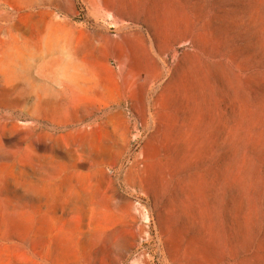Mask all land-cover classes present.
Returning <instances> with one entry per match:
<instances>
[{
  "label": "rangeland",
  "instance_id": "obj_1",
  "mask_svg": "<svg viewBox=\"0 0 264 264\" xmlns=\"http://www.w3.org/2000/svg\"><path fill=\"white\" fill-rule=\"evenodd\" d=\"M167 7L154 81L83 108L57 76V23L105 20L0 0V264H264V0Z\"/></svg>",
  "mask_w": 264,
  "mask_h": 264
},
{
  "label": "crops",
  "instance_id": "obj_2",
  "mask_svg": "<svg viewBox=\"0 0 264 264\" xmlns=\"http://www.w3.org/2000/svg\"><path fill=\"white\" fill-rule=\"evenodd\" d=\"M80 1L84 7H88L90 13L105 21L90 25L57 23L63 28L57 38H60L63 45L70 47L69 52L67 49L64 51L58 79L65 83L63 85L67 86V90L73 91L81 101L86 102L88 108L92 99L105 101V107L121 106V101L133 98L132 94L127 92L124 93L126 95H121L115 89L116 95L112 97L107 94V86L127 84L130 87L140 82L136 79L137 76L145 77V83L154 81V70L157 69L158 62L148 45L176 42L174 34L156 30L170 27L169 13L174 7H167L170 0ZM112 27L116 29L112 30ZM128 44L146 48L148 69L137 65L135 51L131 53ZM100 85L104 86L103 89L99 88ZM93 92L99 94L93 95ZM112 98L115 101L106 102ZM88 111L89 109L85 113L88 114Z\"/></svg>",
  "mask_w": 264,
  "mask_h": 264
},
{
  "label": "bare ground",
  "instance_id": "obj_3",
  "mask_svg": "<svg viewBox=\"0 0 264 264\" xmlns=\"http://www.w3.org/2000/svg\"><path fill=\"white\" fill-rule=\"evenodd\" d=\"M58 45H55V44H53V43H50V44H48V46H47V48H48V50L51 52V53H59L60 52V49L61 50H63V47H62V45H60L59 43H57ZM57 46H59V48L60 49H58V48H56ZM34 47H36V45L34 46ZM40 47V46H39ZM40 63L38 64H35L34 66H37V68L38 67H41V68H43L44 67V65L45 66H53V64H52V62H51V60H47V61H43L42 59L39 61ZM45 62V63H44ZM39 74V73H38ZM43 76H42V74L40 73L39 74V76H38V78H42ZM51 84H53V82L51 81ZM52 86H55L54 84L52 85ZM56 87V90H54V91H57V89H59V87H60V85L59 86H55ZM71 105H73V106H81V107H87V106H85V104H83V101H81V98H79V96L78 95H76L73 91L71 92ZM40 97V96H39ZM51 100H54V99H51Z\"/></svg>",
  "mask_w": 264,
  "mask_h": 264
}]
</instances>
